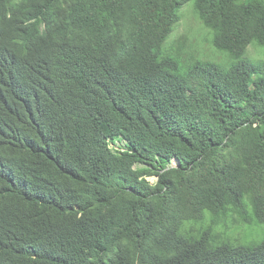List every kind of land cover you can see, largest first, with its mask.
<instances>
[{"label": "trees", "instance_id": "16d2710c", "mask_svg": "<svg viewBox=\"0 0 264 264\" xmlns=\"http://www.w3.org/2000/svg\"><path fill=\"white\" fill-rule=\"evenodd\" d=\"M190 3L226 62L168 43ZM227 216L264 225V0H0V264H264Z\"/></svg>", "mask_w": 264, "mask_h": 264}, {"label": "rangeland", "instance_id": "374dc122", "mask_svg": "<svg viewBox=\"0 0 264 264\" xmlns=\"http://www.w3.org/2000/svg\"><path fill=\"white\" fill-rule=\"evenodd\" d=\"M182 20L178 26L174 29L168 43L174 45L181 37H187L198 51V56L208 57L212 60L219 62H226L227 58L218 53L215 48L210 44L211 35L208 29L201 23V21L195 15L193 4L186 5L182 12ZM263 53L252 45L249 48V56L251 58L261 57ZM220 55V58H217ZM200 57V56H199ZM221 65V63H218ZM223 66V64H222ZM121 147V146H118ZM150 181H155L156 178H149ZM212 216L210 213L205 215L203 225L209 226L211 224ZM198 225L197 227H199ZM189 227V225H187ZM217 236V244L231 243L235 246H250L264 242V225L258 223H242L237 217L232 219L231 216L222 217L220 223L214 229Z\"/></svg>", "mask_w": 264, "mask_h": 264}]
</instances>
